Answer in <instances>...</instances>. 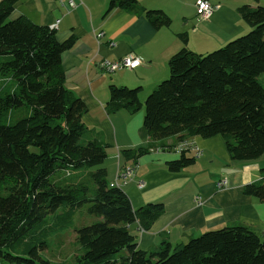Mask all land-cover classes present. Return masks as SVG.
Returning <instances> with one entry per match:
<instances>
[{
  "label": "trees",
  "instance_id": "trees-1",
  "mask_svg": "<svg viewBox=\"0 0 264 264\" xmlns=\"http://www.w3.org/2000/svg\"><path fill=\"white\" fill-rule=\"evenodd\" d=\"M19 1L0 0V264H57L45 253L68 229L76 233L73 264H264V239L242 225L175 247H138L132 226L150 230L165 206L134 210L122 187L111 185L105 166L110 147L93 136L84 122L86 104L66 87L62 56L77 38L61 42L55 29L13 19ZM116 8L144 15L155 30L172 26L164 11L137 0H110L109 10ZM239 13L249 34L207 54L184 47L145 104L141 87L110 86L108 114L135 116L145 109L150 144L121 150L126 162L137 164L151 149H181V158L168 165L180 172L196 161L186 155V143L217 136L233 161L264 156V7L242 6ZM179 37L187 42L185 34ZM21 108L28 109L25 116L12 120ZM260 175L244 194L264 203V168ZM84 207L99 220L78 227L74 219Z\"/></svg>",
  "mask_w": 264,
  "mask_h": 264
},
{
  "label": "crops",
  "instance_id": "crops-1",
  "mask_svg": "<svg viewBox=\"0 0 264 264\" xmlns=\"http://www.w3.org/2000/svg\"><path fill=\"white\" fill-rule=\"evenodd\" d=\"M74 1L76 8L70 9L59 0H21L12 18L23 16L36 25L54 27L61 42L72 35L77 38L74 47L62 56L66 87L86 104L84 122L93 136L110 147L106 169L111 185H122L134 210L151 203L165 206L150 230L132 226L138 247L143 251L160 249L163 243L175 247L233 225L249 227L264 239V203L244 194L245 185L261 180L264 156L253 162H236L222 136L197 137L186 153L196 161L180 172L168 168L170 162L181 158L177 150L151 149L133 164L121 158L120 151L149 146L143 125L145 111L135 116L126 111L107 113L111 85L141 87L144 97L148 96L170 77L173 55L186 46L199 54L213 52L248 33L251 27L239 8H257L264 0H209L216 10L208 20L196 14L197 0H137L140 7L162 10L172 19V26L161 30H155L142 14L109 10L110 0ZM99 34H103L102 39H98ZM182 34L187 42L180 39ZM129 55L142 62L134 70L110 74L101 68L104 60L115 62ZM145 98L141 94V100ZM134 165V179L124 184L118 179L119 166ZM223 181L227 184L220 185ZM138 182L144 186L140 188Z\"/></svg>",
  "mask_w": 264,
  "mask_h": 264
},
{
  "label": "built area",
  "instance_id": "built-area-1",
  "mask_svg": "<svg viewBox=\"0 0 264 264\" xmlns=\"http://www.w3.org/2000/svg\"><path fill=\"white\" fill-rule=\"evenodd\" d=\"M59 1L63 4H66L70 9L76 8V4L74 0H59ZM195 7H196V13L198 17L204 20L210 19L214 11L216 10V8L210 3L209 0H197ZM51 29H54V27ZM97 37L98 39H102L103 34H99ZM110 46H114V44L111 43ZM141 63L142 62L138 57L129 55L115 62L104 60L101 63V68L106 73L114 74V73H117L123 70H134L135 68L139 67ZM185 145H186V149L190 148L192 150L191 144L188 145L186 143ZM181 151L182 150L179 149V152ZM199 156H200V153L197 154V157ZM134 177H135V167L129 166L126 168H119L118 179L124 180V184H126L127 181L134 179ZM223 184L226 185L227 181H223L220 183V185H223ZM116 186L122 187V185L119 183H116ZM138 186L142 188L144 186L143 182H138Z\"/></svg>",
  "mask_w": 264,
  "mask_h": 264
},
{
  "label": "rangeland",
  "instance_id": "rangeland-1",
  "mask_svg": "<svg viewBox=\"0 0 264 264\" xmlns=\"http://www.w3.org/2000/svg\"><path fill=\"white\" fill-rule=\"evenodd\" d=\"M260 6H263L264 7V3L261 4ZM249 33H250V31L248 33L242 35V36H245V35H247ZM242 36H240V37H242ZM226 44H229V42L226 43ZM191 50L193 51V49H191ZM208 53H210V52H208ZM153 91H154V89L151 90V91H149V92L152 93ZM142 96H143V98L146 97L143 100V103L145 104V101H146V99H147L148 96L146 95L144 97V93H142ZM27 111H28L27 108H21V109L15 110V114H14L12 120H16V121L17 120H20L21 118H23V116H25V114L27 113ZM105 166H106V163H105ZM81 217H84L83 220H82ZM74 220H75V223L78 224V227H81V226H86V225L94 224L95 222H97L99 220V218H97L95 216H92V215H89L87 213V207H84L83 209H81L78 212V214L76 215V217H75ZM61 241H63V244H61L60 250H57L59 248V246H60L59 243ZM75 241H76V233L74 232V230L73 229L64 230L62 233L58 234L55 238L51 239V249H50V251H47L45 253V255L50 260H53L57 264L58 263H64V262H66V264H73L75 262V254L78 251L77 250L78 248L75 247V245H74Z\"/></svg>",
  "mask_w": 264,
  "mask_h": 264
}]
</instances>
